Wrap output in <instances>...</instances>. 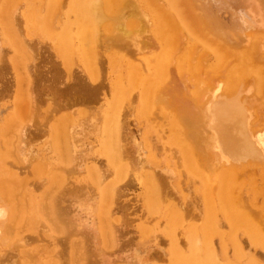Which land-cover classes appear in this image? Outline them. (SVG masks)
Segmentation results:
<instances>
[{
	"label": "bare ground",
	"instance_id": "obj_1",
	"mask_svg": "<svg viewBox=\"0 0 264 264\" xmlns=\"http://www.w3.org/2000/svg\"><path fill=\"white\" fill-rule=\"evenodd\" d=\"M21 1L23 0L0 1L3 2V5L0 3V6H2L0 8V42H3V45L5 44L2 47L6 48L7 45L13 50L11 52L13 53L11 63L14 70V72L12 71L14 73L12 75L14 81V89L12 90L14 107L11 116L17 114L18 117L21 116L18 113L19 108H21L20 112H24L22 109H25L28 111L26 112L27 115H32L33 98L31 101L30 98L27 99L28 96L30 97L29 92L31 94L33 84L31 72L29 73V68H27L26 71L29 73L27 74L24 68H21L26 62L20 60L19 62L16 58L21 55L26 60H29V58L34 59L32 51L36 53V49L42 45L39 43L40 41L34 43L36 42L35 37L30 38H35L33 42L35 45L30 40V42L26 40L25 36L26 39L23 37L24 41L21 39L22 29L19 27L23 21L26 24L32 22L34 29H38L37 31L41 35L52 41V46L48 43L45 45L46 42H44V45L48 49L50 48L49 52L56 59L57 65L60 66L61 74L59 75L65 79H73L74 83L68 86L77 88L85 96L88 107L84 112L80 108L76 109L81 114L76 119L73 116L75 113L70 114L69 111V114L64 112L65 114L60 115L58 114L60 112H58V116L55 114L56 117L52 112H49L45 116V120L38 122L37 126L33 122L38 128L34 140L38 142V137L42 139V136L46 134L49 139L48 144H52L53 147L56 146L59 153L62 150L72 156L69 155L73 164L68 161L69 156V159L66 158L67 161H65L72 166L69 165V167L67 163L63 170L61 168V173L59 170L56 171L61 174L59 178H62L56 181L53 179L55 182H51V179L56 176L53 175L57 170L55 168L60 166L56 165L55 167V164L48 162L49 164H47L53 165L55 169L53 176L51 175L53 170L49 174L48 166L46 162H43L44 158H48L45 155L44 158L42 157V147L32 146L30 140L26 139L29 132L26 129L29 126L28 121H24L27 127L26 124L25 126L23 124L20 128L21 121L17 120V116L16 118L10 117L11 119H7L5 118L6 111L4 112L0 108V122H2L0 126V144L4 145L1 150L5 151V154L1 152L4 154L2 156L9 158L10 161L13 160V164V162H16L12 158L13 156H8L15 153L20 158L19 160L25 161L26 164L21 161L25 164V167L26 165H29V168L32 166L30 172H36L32 175L40 174V176L35 177L36 181L39 180L40 185L45 181L44 177L46 175L49 174V178L51 175L48 181L49 190L53 187L50 192L47 190L41 198L37 197L40 199H37V210H31L32 214L30 212L26 214L25 209L30 210L28 208L30 202L24 204L26 200L23 201L21 197H24V195L20 194L19 197L18 192L17 197L15 196L16 193L11 195L13 193L11 192L12 187H10L12 184L7 179L5 181L9 182H7L8 186H3L6 184L4 181H2L3 184L0 182V188L3 187L0 194L4 193L8 197L0 198V229L4 227L2 233L4 230H6L5 235L16 230L19 232L26 223L30 228L38 229L37 227L41 224L35 219V216L41 214L43 220L51 228L52 243L57 247L69 246L68 250L61 248L58 251L60 259H62L60 262L55 261V255H53V250L50 248L49 253L51 255L46 258L43 264H83L86 258L85 237L90 239L93 244L90 250L92 248V254L96 256L97 264H99L98 262L100 264H148L155 256L165 258L160 257L165 253L164 250L162 254L160 252L157 255L154 251V255L151 254V248L145 246L138 248L131 244V241L120 243L119 235H116L119 234V229L116 232L115 230L123 221L120 220L121 218L118 220L117 216L112 217L120 209V206L113 205L117 201V199L114 200V196L120 194V188L116 187V184L114 190V185L108 187L109 184L106 183H109L111 179L108 180L107 178L108 182L105 181L104 187L100 186L105 177L102 172L100 173L97 167L98 164L95 166L94 163H97L94 160L95 158L90 156V151L93 148L91 149V146L86 143L87 138L89 139L92 135L97 134L95 136L98 137L96 142L98 145L95 153L104 157L106 160V164H104L105 160L103 162L104 165L108 164L107 166L110 168L114 167L115 173L112 172L115 177H112L113 182L110 181V184L114 183L115 179L119 181L122 178L124 179L126 172L130 171L132 167L139 172L142 171L141 179L144 185H141L144 186L143 190H145V198L143 199V201L145 200V208H148L150 212L160 214L166 219L164 220L167 222L165 234L169 241L167 242L169 243V255L167 254L168 257H166L173 264H241L239 262L243 256L236 246L237 240L234 236L235 234L237 236L239 230L249 232L253 236L252 239L255 238L257 243L264 247V225L259 222V218H262V216L264 220V209L261 208L264 207V197L261 202L259 201V204L258 199H254L258 195H255L256 192L263 190L259 189L261 188L259 186L258 191H256L257 185H253V179L251 181L253 184H249V187L244 186V188H248V191L244 192L241 188L242 191H239V189L236 191L235 189L240 187V181L249 183L247 182L249 177L248 180L246 179L247 181L244 180L245 182L241 179L240 169H242V166L254 165L253 167H255L257 165L261 168L264 166V124L259 122L260 119L255 114L257 110L264 107V0H213L216 9L211 7L207 0H46L47 7L45 6L44 15L40 11L44 0H27L29 3L26 10L23 11V18L18 20L19 15L15 17V12L18 13L15 8L21 5L19 4ZM217 9H222L223 16L226 17L224 18ZM61 13L64 18L61 21V18L58 17L55 26V16L57 14L61 16L59 15ZM15 22L20 24H17L19 26L17 27L18 30ZM39 23L40 27L38 26ZM73 33H75V37ZM26 41L29 42H27L28 50L31 44V51L24 49ZM177 43H180L179 47L183 46V49L179 50L177 48L179 44L177 45ZM1 49L0 53L2 52ZM3 59H6V56ZM16 61L19 62L18 65L22 63L20 68L23 72L20 71L21 69H15L14 64H16ZM30 61H28V64H30ZM105 62L111 67L118 64L120 72H117L118 75L108 84V101L103 100L106 107L104 106L101 112L95 110L93 113H88L86 112L88 108H90L89 111H92L91 108L104 96L105 91L103 90H105L104 82L106 80L103 81L102 78ZM105 84L107 83L105 82ZM2 106L4 107L5 103ZM23 106H27L28 110ZM97 107L93 109H97ZM83 113L86 114L83 115ZM23 114L22 117L24 118L26 114L25 112ZM40 114L42 115V112ZM128 115L135 116V121H137V117L148 120L157 118V124L158 120L162 119L160 127L165 133L163 136L164 144L171 153L167 156L166 154L169 152L165 149L166 157L163 160L165 168L160 169V171L157 168L160 166L161 161H159L158 156H155L157 151H155L154 145L152 146L151 141H148L150 139L149 134L143 141L136 140V136L133 135L134 129L132 130L133 133L130 130L132 127L129 129ZM260 115V118L264 117ZM132 116L129 118L131 119ZM12 119L17 121V127L19 128L17 132L14 130L17 128L14 126L16 122ZM29 119L31 120V116ZM148 120L145 121L148 122ZM135 121H133V125H136ZM154 121L153 124L156 125ZM12 122H15L13 124L15 128L11 126ZM16 133H20V140L15 138ZM13 137L19 141L17 144ZM96 137L95 139H97ZM139 139L141 138L139 137ZM25 140H29V143L26 144ZM45 145L47 144L45 143ZM45 145L43 147L46 149ZM66 153L65 155H67ZM145 153L148 154L149 161H145L148 157L142 160ZM60 154L58 155L60 156ZM62 159L65 160L63 157L59 160L62 161ZM82 165L84 169L86 167L85 172L89 169V174L92 180L94 179L91 182L89 178V183L91 185L94 182L96 183L97 192H93L92 186V189L87 190L89 187L86 189L88 180L86 185H82L83 182L79 184L73 182V175L80 172ZM46 166L47 168H44ZM66 166L69 168H65ZM173 166L179 170L178 175ZM17 168L19 169V167ZM43 169L47 171L41 174ZM63 171H66L68 176L72 175L73 177L63 178ZM16 173H18L17 170ZM128 173L126 176L130 175ZM57 176L55 178H58ZM16 177L14 178L16 179ZM37 177L40 179L37 180ZM123 179L122 182L125 180ZM136 179L138 180V177ZM20 181L21 187H23L22 182L25 181V184L28 180L24 178L23 181ZM121 183H118V185ZM179 183H183L185 187L193 186V195L192 193L188 195L189 188L185 189L182 184L184 188H181L182 186L180 187ZM25 185L28 188L30 187L28 183ZM36 185V183L35 186L32 183L35 191L38 187ZM261 185L264 187L263 184ZM43 187L41 190H43ZM179 187L186 190H183L185 192L184 196L180 195ZM14 190L12 189V191ZM24 191H21V193ZM27 192H24L25 195ZM38 193L40 196L42 192ZM13 195L14 197H12ZM253 195L255 196L252 197ZM18 197L19 199L22 198V201L21 199L19 201L23 205H28L25 209L21 202L19 204ZM251 197L255 200L254 204H258L259 210L257 208L255 211L262 216L255 214L254 210H251V208L249 210V207L246 206V204L249 206L252 204ZM12 198L14 199L12 200ZM168 199H173L174 205L177 204L179 207L173 206V203L168 205L170 202L161 207V202ZM179 199L182 201H180L181 203H179ZM177 200L178 203H175ZM196 203L199 204V209ZM180 207H182V210ZM20 208L21 210H19ZM183 211H187L185 215ZM193 211H195L194 214ZM196 213L199 214L197 219L195 218ZM182 214L185 216V220L194 215V219L191 218L197 220V223L200 220L199 217L202 216L200 225L195 226L196 229L200 230L202 236H199L198 230H192L190 225L188 227L189 231L185 234L187 250H184V244L181 242L182 235L180 238L179 235L177 236L174 233L175 230L178 231V228L181 227ZM254 214L257 217H254ZM11 216H13V222L15 223L10 225L6 223V225V219L11 218ZM112 218L116 225L112 222ZM219 218H223L228 223V233L219 230L224 225H219V222L223 223ZM22 220L25 223L22 222L23 224L19 229ZM147 222L149 224V221ZM117 223L118 227L116 228ZM260 224L262 227H260ZM191 227L193 228V226ZM259 227L263 231L261 235L258 234ZM44 228L43 225L41 229ZM148 228L142 230L145 231V235L149 236ZM185 231L187 230L185 229ZM61 234L65 237H62ZM73 234H75L76 240L70 243L67 239ZM145 235L140 232L141 237ZM215 235L220 237L223 249L228 248L226 246L228 243L234 247L233 260L228 259L226 263L220 262L218 249L216 250L214 243ZM28 236L30 235L28 234ZM2 238L0 244L3 242H7V244L4 247L0 246V264L41 263L38 259L39 254L42 252L41 248V252L39 249L37 250L39 253L34 252L33 249H30L31 251L24 249L29 244L26 243L30 241L29 238L23 237L26 240H23L22 237H19L20 240L12 237ZM33 238H35V235ZM39 238L37 241L38 243L40 241V244L41 241L46 239ZM160 238L158 237L157 241L163 239ZM35 241L34 239V243ZM46 241L49 245L48 238ZM164 241L165 239L162 243ZM226 241L228 242L225 243ZM178 243L182 245V251L177 247ZM11 250H14V253H11ZM45 255L42 256L45 257ZM59 256H57V259H59ZM227 257L224 255L223 258L227 259ZM122 259L126 260L122 262ZM248 264H257V262L254 260V262Z\"/></svg>",
	"mask_w": 264,
	"mask_h": 264
},
{
	"label": "rangeland",
	"instance_id": "obj_2",
	"mask_svg": "<svg viewBox=\"0 0 264 264\" xmlns=\"http://www.w3.org/2000/svg\"><path fill=\"white\" fill-rule=\"evenodd\" d=\"M0 1H2V0H0ZM26 1V2H25ZM25 2V3H24ZM207 2L210 4V6L211 7H213L214 8V6H215V2L213 1V0H207ZM1 3V5H3L2 3L3 2H0ZM28 3H29V1L27 2V0H23V1H21V3H19V4H21L19 7H16L15 8V11L17 10V12L18 13H16L15 12V17L16 16H18V20H22V18H23V15L22 14H24V12L23 11H25L26 10V8H27V6H28ZM44 4H43V7L41 8V14H45V8L47 7V3H46V0H44V2H43ZM26 6V7H25ZM46 6V7H45ZM2 6H0V8H1ZM25 7V8H24ZM214 9H216V8H214ZM222 9H220V10H218L217 9V11L223 16L224 15V12L222 13V11H221ZM0 12H1V9H0ZM23 12V13H22ZM20 13V14H19ZM58 13H60V12H58ZM22 15V16H21ZM59 15H61V16H58V14L54 17L55 18V26L57 25V20H58V17H59V19L61 18V21L63 20V18H64V15L61 13V14H59ZM224 18L226 17V16H223ZM227 19V18H226ZM225 19V20H226ZM24 20V19H23ZM16 23V29L18 30L19 28L20 29H22V32H21V36H22V40L24 41V39H26V40H30L31 41V43L33 44V42L35 41L34 39L36 38V42H34L35 44L36 43H38V41H40L39 43L40 44H42V45H40L37 49H36V53L34 52V51H32V52H30V53H32L31 55H32V57H34V59L32 58V59H30L29 58V60H26L24 57H21V55L19 56V58L17 57L16 59L19 61H23L24 63L26 62V64L25 65H22V63H20V65H18L19 64V62L18 61H16L15 63L16 64H14L15 65V69H18V70H20L21 68H24V70L26 71L27 70V68H29L28 70H29V73L31 72V79H32V86H31V94L33 95L32 97H31V94H30V92H29V95H30V97L28 96V100H29V98H30V101H31V99H32V115H30L31 116V120L29 119V115H27V113L26 112H28V111H26L25 109H22V110H24V112H25V114H26V116H24V118L22 117L24 114V112L22 111V112H20V109L21 108H19L18 110H19V114H21V116H19L18 117V114L16 115L17 116V120L20 122L21 121V123H20V128H22L21 126L24 124V126H25V122H27L28 123V127H27V124H26V129H28V135H27V137H26V139H29L30 140V144L32 145V146H35V147H37V148H39L40 146L42 147V153H41V155H43L42 157L44 158V155H45V157H47L48 159H43V162L45 163L46 162V164L48 163V162H51V164H55L54 166L56 167V165L57 166H60V167H56L55 169H57V170H55L54 169V166L52 165H48L47 164V166H48V168H47V166L46 167H44V168H47V170H48V172H49V174L51 173V170H53L52 171V173H51V175L54 173V170H55V173L53 174L54 176L56 175L57 176V173H58V178H52L51 179V182L52 181H54L53 179H55V181L57 180V179H60V178H62V177H60L59 178V176L61 175V174H59V172L61 173V171L63 170V168H64V166L65 165H67V163H68V166L70 165V166H72L71 164H73V162H72V156L69 154V153H66V152H64V151H62L61 150V154L58 152L59 151V149L58 148H56V146H54L53 147V145L52 144H48V136H46V134L45 135H43L42 136V139H41V137L39 138L38 137V142H37V140H34L35 139V134L37 133V125H38V122H40V121H44L45 120V116L46 115H48V113L49 112H52L53 113V115L56 117V115L58 116V114L60 115V114H65L64 112H66V114L68 113L69 114V112H70V114H73V113H75V114H73V116H74V118L76 119L78 116H80L81 114L79 113V111H77L76 109H78V108H80L81 110H83L82 112H84L85 110H87V108L86 107H88L87 106V104H88V102H87V100H85V96L84 95H82V93L79 91V90H77V88H71L70 86H68V85H70V84H73L74 83V81H73V79H65V78H63L61 75H59V74H61V68H60V66H58L57 65V63H56V59L54 58V56L53 55H51V53L49 52L50 51V48L48 49V47L47 46H45V45H47V43L49 44V45H53V43H52V41H50V40H48L45 36H43V35H41L40 34V32L39 31H37L38 29H34L33 27H32V22H28L27 24L23 21V23L20 25L18 22H15ZM17 24L18 25H20V27L19 26H17ZM28 25V26H27ZM30 26V28H28ZM39 27L41 26L40 25V23H39V25H38ZM17 27H19V28H17ZM33 28V29H32ZM27 30H29L28 32H27ZM20 31V30H19ZM36 31V32H35ZM24 32V33H23ZM33 34H32V33ZM0 34H1V30H0ZM40 34V35H39ZM32 35V36H31ZM35 35V36H34ZM20 36V37H21ZM26 38H25V37ZM73 36L75 37V33H73ZM23 37H24V39H23ZM31 37H35L34 39H30ZM40 37H41V39H40ZM45 37V38H44ZM73 37V38H74ZM75 39V38H74ZM33 40V41H32ZM28 41H26L25 42V45H24V49H26V50H28L27 49V42ZM29 41V42H30ZM49 41V42H48ZM28 42V43H29ZM44 42H46L45 43V45H44ZM179 42V41H178ZM2 43V44H1ZM0 44H1V46H0V48H2L1 50H2V52L0 53V108H2L3 110H4V112H5V118H7V119H9L10 117H12L11 116V113H13V107H14V102H13V89H14V81H13V77H12V75H14V70H13V66H12V54L13 53H11L13 50L9 47V46H7L6 45V48L5 47H2V46H5V44L3 45V42H0ZM35 44H33V45H35ZM179 44V45H178ZM29 45V44H28ZM31 45V44H30ZM30 45H29V48L32 50V48L30 47ZM177 48L179 49V50H181V48L183 49V46L182 47H179L180 46V43H177ZM25 46H26V48H25ZM8 48V49H7ZM43 50H42V49ZM6 49V50H5ZM28 50V51H31V50ZM5 52H7V53H5ZM9 52H10V54H9ZM27 52V51H26ZM29 53V52H28ZM34 54H35V56H34ZM6 56V59H3L4 58V56ZM9 55V56H8ZM3 57V58H2ZM8 57V58H7ZM1 59H2V61H1ZM21 59H23V60H21ZM5 60L8 62V64L11 66V68H9L10 66L7 64V62L5 63ZM30 60H33L32 62L30 61ZM231 60V59H230ZM28 61H30V64H28L29 62ZM130 61H132V60H130ZM134 62L136 61L135 59L133 60ZM228 62H230L229 60H228ZM11 63V64H10ZM23 63V64H24ZM32 64V65H31ZM21 65H22V67H21ZM32 67H31V66ZM229 66H230V63L228 64ZM25 66H27L26 68H25ZM31 68H30V67ZM35 66V67H34ZM44 66V67H43ZM21 67V68H20ZM112 68V69H111ZM116 68V69H115ZM114 69V70H113ZM13 71V72H12ZM20 71H22V69L20 70ZM20 71H19V73H20ZM39 71V72H38ZM23 72V71H22ZM21 72V73H22ZM27 72V74H29L28 73V71H26ZM112 72V73H111ZM120 72V69H119V66H118V64H117V66L116 65H113L112 67L111 66H108V64L105 62V64L103 65V78L102 79H104L103 81H105L107 84H105V82H104V85H105V90H103V91H105L104 92V96H103V98H101L100 100H99V102H97L91 109H92V111H89V109L90 108H88V111H86V112H91V113H93L95 110L96 111H98V112H101L102 110L101 109H103V107L105 106L106 107V104L104 105V103H105V101H103V100H107L108 101V96L109 95H107V94H109V93H107L108 91H107V87H108V84L118 75V73ZM2 75H3V77H2ZM24 76H26V75H24ZM28 76V75H27ZM105 76V77H104ZM64 79H65V81H64ZM41 81V82H40ZM63 81V82H62ZM62 82V83H61ZM12 84V85H11ZM10 95V96H9ZM12 95V96H11ZM49 95V96H48ZM51 96V97H50ZM9 98H12V99H9ZM48 99H50V100H48ZM10 101V102H9ZM2 102V103H1ZM4 103H5V106L3 107L2 105H4ZM99 103V104H98ZM10 105V106H9ZM75 105H77V106H75ZM99 105H100V107H99ZM71 106H74L73 108L71 107ZM99 107V110H98V107ZM7 107H9L8 109H7ZM97 107V109H93V108H96ZM261 107H263V106H261ZM5 108V109H4ZM23 108H28L27 106L25 107V106H23ZM71 108V109H70ZM85 108V109H84ZM73 109V110H72ZM79 109V110H80ZM17 110V111H18ZM28 110V109H27ZM41 110V111H40ZM10 111V112H9ZM38 111H39V113H38ZM69 111V112H68ZM74 111V112H73ZM75 111H77V112H75ZM42 112V115L40 114ZM58 112H60V113H58ZM257 113H255L257 116V118H259L260 120H259V122H262L263 124H264V117H262V116H264V107L263 108H261V109H259V110H257L256 111ZM58 113V114H57ZM87 113V114H88ZM23 114V115H22ZM39 114V115H38ZM56 114V115H55ZM80 114V115H79ZM86 114V113H85ZM84 113H83V115H85ZM259 114H261L260 116L262 117V118H260L259 117ZM36 115H37V117H36ZM44 115V116H43ZM77 115V116H76ZM82 115V116H83ZM16 116H13V117H15L16 118ZM76 116V117H75ZM130 116H132V115H130ZM129 115L127 116L128 118L127 119H129L128 120V124H129V129L131 130V132H132V130L134 129V133H133V135L134 136H136V140L137 141H143L147 136H148V134L150 135V139H148V141L150 140L151 141V144H152V146L154 145V148H155V151H157V152H155V156H158V159H160L159 161H161V164H160V166L159 167H157L158 168V170L160 171V169H162V168H165V165H164V162H163V160H164V158L166 157V155L168 156V155H170L171 153H170V151H168V149L165 147V144H164V139H163V136L165 135V133H164V131H163V129H161V120H158V124L156 123V121H157V118H153V119H145V118H138L137 117V121H135L136 120V117L135 116H132V118L130 119L129 117H130ZM12 117V118H13ZM44 117V118H43ZM135 117V118H134ZM22 120H21V119ZM134 118V119H133ZM11 119V118H10ZM29 119V120H28ZM38 119V120H37ZM159 119V118H158ZM15 121L16 122V124H14L15 122H12V125L11 126H13V124H14V126L15 127H17L18 125H17V121H16V119H12V121ZM131 120H132V123H131ZM145 120H148V122L147 121H145ZM151 120V122H149ZM153 120H155L154 121V123H156V125H154L153 124ZM25 121V122H24ZM133 121H135L136 123V125H133ZM141 121V122H140ZM145 121V122H144ZM18 122V123H19ZM31 122H32V125H31ZM33 122H34V124L36 125H34L33 124ZM147 122V123H146ZM138 123V124H137ZM152 124V126H151V124ZM132 124V125H131ZM160 124V125H159ZM2 125V122H0V126ZM31 125V126H30ZM148 125V126H147ZM13 126V127H14ZM135 126V127H134ZM14 127V128H15ZM157 128H159V129H157ZM19 128L17 127V128H15L14 130H16V132H17V130H18ZM23 129H25V128H23ZM136 129V130H135ZM148 129V130H147ZM139 130V131H138ZM159 130H160V132H159ZM19 131V130H18ZM137 131L139 132L138 134H137ZM146 131V132H145ZM155 131V132H154ZM24 132V131H23ZM20 133H21V131H20ZM20 133H16L17 135H15V138L16 139H18V140H20L21 139V136H20ZM26 133H27V131H26ZM18 134H19V136H18ZM137 134V135H136ZM30 135V136H29ZM95 135H97V134H95ZM95 135H92L91 136V138L89 137V139L87 140L86 139V143L87 144H89V146H91L90 148L93 150H91L90 152H91V154H90V156L92 157L93 156V158H95L94 160H96V162L97 163H94L95 164V166L97 165V167H98V169H99V171H100V173L102 172V174H103V176L105 177V179L103 180V182L102 183H100L99 185L102 187H104V185H105V181L106 182H108L107 181V179L109 180V179H111L110 181L111 182H113L112 181V177H115L114 176V174H113V172H114V167H109V166H107V165H104V164H106V160L104 159V157L103 156H100L98 153H95L96 152V150H97V141H98V137H96ZM17 136V137H16ZM20 137V138H19ZM95 137L97 138V139H95ZM138 137V138H137ZM139 137L141 138V139H139ZM157 137V138H156ZM45 138V139H44ZM40 139V140H39ZM13 140H15L14 139V137H13ZM29 140H25L24 142H26V144H28L29 143ZM92 140V141H91ZM94 140H96L95 142H94ZM16 142V144H17V142H19V141H17V140H15ZM33 141V142H32ZM46 141V142H45ZM89 142V143H88ZM45 143L47 144V145H45ZM93 143V144H92ZM36 144V145H35ZM38 144V145H37ZM45 145V147H46V149L43 147ZM93 145H95V146H93ZM0 178H3V179H0V182L2 183V181H4L6 184L5 185H3V186H8L9 184V182H11L10 184H12V186H10V187H12L11 188V192H13V193H11V195L12 194H15V196L17 197L18 196V194H17V192L19 193V197L21 196V195H24V197L23 196H21L22 198H23V201L24 200H26V201H24V204L27 202V204H29V202H30V204H29V211L27 210V208L25 209V207H27L28 205H23L22 204V198H20L21 199V201H19L20 199H19V197L17 198L18 199V202H19V204H20V202H21V204L24 206L23 208L25 209V213L27 214L28 212H30V214H32V212H31V210L33 211V210H37L36 209V206H37V202H38V200H40V199H38L37 197H42L43 195H44V193L47 191V190H49V188H50V186H49V183H48V181L50 180V178H51V175H50V178H49V174L48 173H46V174H48V175H46L45 177H44V179H45V181L40 185V182H39V180L38 179H40V178H38L37 177V180L38 181H36V176L37 175H39L40 176V174H36L35 176H34V174L32 175V173H36V172H34L33 170V172H30V168L32 167H30L29 168V165L27 166L26 165V167L24 166L26 163H25V161H23V160H19L20 158L19 157H17V155H15V153L13 154V155H10V156H8V157H11V156H13L12 158L16 161L15 163L13 162V164H12V161H10V159L9 158H7V157H4V156H2V155H4L5 154V151H3V149L1 150V148H4L3 146H2V144H0ZM39 146V147H38ZM50 146H51V148H50ZM85 148H86V145L84 146ZM96 149H95V148ZM50 149V150H49ZM55 149H57V150H55ZM169 152H167L168 154H166L165 155V153H166V150ZM1 152H4V154H2ZM56 152H57V154H56ZM45 153V154H44ZM64 153V154H63ZM65 153L67 154V155H65ZM148 153V152H147ZM147 153H145L144 155H143V159L142 160H144L146 157H148V154ZM58 154H60V156L58 155ZM96 156H95V155ZM61 155H62V157L65 159V160H63L62 159V161H63V163H62V161H60L59 159H61L62 157H61ZM71 157H70V156ZM97 155H98V157H97ZM147 155V156H146ZM1 156H2V158H1ZM60 158H59V157ZM68 156L70 157V159L68 158ZM95 156V157H94ZM99 156H100V159H99ZM15 157V158H14ZM42 157H41V159H42ZM7 160H9V161H7ZM17 158H18V160H17ZM56 158H58V159H56ZM66 158H68L69 160V162H71V164L69 163V162H65V161H67L66 160ZM97 158V159H96ZM4 159V160H3ZM22 159V158H21ZM99 159V160H98ZM147 159V158H146ZM145 159V161H149V157H148V159L146 160ZM5 160H6V163H5ZM48 160V161H47ZM98 160V161H97ZM104 160H105V163L103 164V162H104ZM21 161H23L25 164H23V162H21ZM158 161V160H157ZM9 162V163H8ZM19 162V163H18ZM22 164H21V163ZM102 162V163H101ZM20 165H18V164ZM59 163H61L60 165H59ZM92 163V164H93ZM101 163V164H100ZM158 163H160V162H158ZM87 165H88V163H86ZM93 164V165H94ZM103 164V165H102ZM12 165V166H11ZM16 165V166H15ZM22 165V166H21ZM61 165H62V167H61ZM87 165H85L84 164V166H86L87 167ZM101 165V166H100ZM162 165V166H161ZM7 166V167H6ZM23 166H24V168H23ZM51 166V167H50ZM68 166H66L65 168H67ZM69 166V167H70ZM254 165H252V166H248V165H244V166H242V169H240V176H241V179L244 181V180H246L248 177V179L250 180H246L247 182H249L248 184L245 182V183H242L241 181L239 182L240 183V187L239 188H235L236 189V191L239 189V191H244V192H246V191H248V188L246 189V188H244V186L246 185V187H249V184H251L252 182V179L254 180L253 182H254V184L253 185H257L255 188H256V191H258V187L260 186L261 188H259V189H262L263 191H261V190H259L258 192H256V194L255 195H257V196H255V195H253L252 197H254V199H258V204L264 199L263 197H264V187H262V185L261 184H263V186H264V166L261 168L260 166H257V165H255V167H253ZM11 167V168H10ZM17 168V167H19V169L21 170L20 172H19V169L17 168L16 170H17V172L18 173H20V175H18V173H16V170L14 169V168ZM23 169H22V168ZM68 167V168H69ZM86 167H85V169H84V167H83V165H82V167L80 168L81 170H80V172L79 173H76V175H71V176H68V174H67V172L65 171H63L64 172V175H63V172H62V175H63V178L65 177L66 179H67V176L69 177V178H72V180H73V182L76 184H79V183H81V182H83V183H81L82 185H86V182H87V180H88V182H87V185H86V189L87 190H89V189H92V187H93V192H97V190H98V188H97V186H96V183L94 182V183H92V185L89 183L90 181L91 182H93L94 181V179L92 180V178H91V175L89 174V169H87L88 171H86L85 172V170H86ZM96 167V168H97ZM100 167H102V168H100ZM105 167H106V169H105ZM108 167H109V169H108ZM132 167V166H131ZM161 167V168H160ZM252 167V168H251ZM257 167V168H256ZM4 169L3 171H2V169ZM6 168H7V170H6ZM13 168V169H12ZM26 168V169H25ZM49 168H50V171H49ZM52 168V169H51ZM60 168V169H59ZM61 168H62V170H61ZM133 168V169H132ZM132 168H130V171H127V172H129L128 174H130V175H128V176H126V174H127V172H126V174H125V177H124V179L126 180H124L123 178V182L121 181L122 179H120V181L119 180H114V183H112V184H110L111 182L109 181V183H106L107 185H108V187L110 186V185H114L113 186V190L115 189V184H116V187H118V188H120V194H118V195H115L114 196V200L115 199H117V201L113 204V205H115V206H120V209H119V211L116 213V215H113L112 217L114 218L115 216H117V219L119 220L120 218V220H122L123 221V223H121L120 224V226L118 227V223H117V226H116V228H117V230H115V232L116 231H118V229H119V234H116V235H119V237L118 238H120V243L122 244V243H124V242H127V241H131L130 243L131 244H134L136 247H138V248H143L144 246L145 247H147V248H151L150 250L152 251L151 252V254H154L155 252L154 251H156V255L159 253L160 254V252H161V254H162V251L163 252H165L164 254H163V256L161 255L160 257H165V258H158L159 256H155V257H153L149 262H148V264H173L170 260H168L169 258H167L168 257V247H169V243H167V242H169L168 241V238L166 237V234H165V229L167 228V227H165V225H166V223L167 222H165L164 220H166L163 216H161L160 214H158V213H153V212H150V211H148V208H145V204H144V201H143V199L145 198L144 196H145V194H144V191L145 190H143L144 189V186L142 187V185H144V183L142 182V179H141V172L142 171H138V170H136V169H134V167H132ZM173 168H174V170H175V172L177 173V175L179 174V170L177 169V168H175V166H173ZM29 169V170H28ZM83 169V170H82ZM111 169V170H110ZM132 169V170H131ZM23 170V171H22ZM46 169H43L42 171L43 172H41V174H43L45 171H47ZM59 170V172H56V171H58ZM105 170V171H104ZM134 170V171H133ZM157 170V169H156ZM157 170V171H158ZM110 172V174H108L109 172ZM113 171V172H112ZM136 171H138V172H136ZM12 172V173H11ZM22 172V173H21ZM85 172V173H84ZM132 172H134L135 173V175H134V173H132ZM9 173V174H8ZM11 173V174H10ZM27 173V174H26ZM66 173V174H65ZM115 173V172H114ZM138 173V175H136ZM86 174H87V176H90V177H87L86 176ZM112 174V175H111ZM52 175V176H53ZM107 175V176H106ZM9 176V177H8ZM15 176H17L16 177V179L14 178ZM76 176H77V178H76ZM84 176H86V177H84ZM138 177V180L136 179L137 177ZM8 177V178H7ZM20 177V178H19ZM46 177H48V178H46ZM111 177V178H110ZM129 177V178H128ZM14 178V179H13ZM24 178H27V180L28 181H26V183H28V186H29V184H30V187L28 188L27 187V185H25L24 184V182L25 181H23V179ZM83 178V179H82ZM89 178H90V181H89ZM107 178V179H106ZM8 180V181H5V180ZM46 179H48V180H46ZM114 179V178H113ZM140 179V180H139ZM17 180V181H16ZM20 180H22L23 182H22V186L23 187H21V181ZM31 180V181H30ZM63 180V179H62ZM79 180V181H78ZM83 180V181H82ZM84 180H85V182H84ZM16 181V182H15ZM34 181V182H33ZM54 181V182H55ZM117 183H116V182ZM137 181H139V182H137ZM257 181V182H256ZM3 182V183H4ZM8 182V183H7ZM14 182V183H13ZM50 182V183H51ZM73 182H72V184H73ZM123 183V185H122V183ZM125 182V183H124ZM2 183V184H3ZM16 183H18V184H16ZM32 183L34 184V186H35V183L37 184L36 186H38V187H36V191H35V188H33L34 186H32ZM39 183V184H38ZM48 183V184H47ZM104 183V184H103ZM118 183H121V184H119L118 185ZM238 183V184H239ZM142 184V185H141ZM182 185H184L183 183H181ZM180 183H179V186L181 187L182 185H181ZM243 186H242V185ZM40 185V186H39ZM48 185V186H47ZM90 185V186H89ZM93 185H95V186H93ZM44 186V187H43ZM45 186H47V187H45ZM92 186V187H91ZM120 186V187H119ZM19 187V188H18ZM42 187H43V190H41L42 189ZM178 188V190L180 191V195L181 196H184V194H185V192L183 191V190H185L186 188L188 189L189 188V191H187V192H189L188 193V195H190L191 193H192V195H193V186H186L185 187V185H184V187H185V189H181V188H184L183 186L181 187V188ZM243 187V188H242ZM3 188V187H2ZM2 188H0V191L2 190ZM21 188H22V190H21ZM23 188H24V190L25 191H28L27 192V194L25 195V191L23 190ZM242 190H241V189ZM12 189L14 190V191H12ZM18 189H20V190H18ZM39 189V190H38ZM52 189H53V187H52ZM52 189H50L48 192H50ZM192 189V190H191ZM34 190V191H33ZM9 191H10V188H9ZM21 191H24L23 193H21ZM182 191V192H181ZM186 191V190H185ZM260 191H261V193H260ZM38 192H42L41 194H40V196H39V193ZM184 192V193H183ZM2 194V193H1ZM0 194V198H2V197H6L5 195H4V193L1 195ZM21 194V195H20ZM31 194H32V196H34V197H32L31 196ZM36 194V195H35ZM26 196H27V199H26ZM29 196V197H28ZM30 196H31V200H30ZM119 196V197H118ZM12 197H14V195L12 196ZM118 197V198H117ZM143 197V198H142ZM193 197H195V196H193ZM251 197V200L253 201L252 202V204H254V202H255V200L253 199ZM256 197H258V198H256ZM260 197V198H259ZM6 198H8V197H6ZM263 198V199H262ZM10 199V198H9ZM8 199V200H9ZM14 198H12V200H13ZM38 199V200H37ZM30 200V201H29ZM143 201V202H142ZM172 201H174L173 199L171 200H166V201H162L161 203V207L162 206H166L167 204L166 203H168V202H170V203H168V205H170V204H172L173 202ZM181 200L179 199V203H181L180 202ZM257 201V200H256ZM260 201V202H259ZM165 203V204H164ZM175 203H178V200H177V202H175ZM251 204V205H252ZM258 204L256 203V204H254V205H248V204H246V206L247 207H249L248 209L250 210V208H251V210H254L255 211V209H257L258 208ZM32 205V206H31ZM173 206H177V207H179L177 204L176 205H174V203L172 204ZM196 205H198L197 206V208L199 207V204H197L196 203ZM256 205V206H255ZM18 207V206H17ZM31 207V208H30ZM114 207V206H113ZM256 207V208H255ZM259 207H261V206H259ZM182 207H180V209H181ZM261 208H263L264 209V207L262 206ZM114 209V208H113ZM199 209V208H198ZM19 210H21V208L19 209ZM27 210V211H26ZM182 210V209H181ZM258 210H259V208H258ZM192 211V210H191ZM184 212V211H183ZM185 212H187V211H185ZM185 212L183 213L184 215H185ZM256 213L255 214H258L257 213V211H255ZM141 213H142V215H141ZM151 213V214H150ZM193 214L195 213V211H193L192 212ZM199 213V212H198ZM201 213H204V212H201ZM183 214H182V218H183V220L185 221V223H183L184 221L182 220V223H181V227L180 228H178V231L177 230H175L174 231V233H176L177 234V236L178 237H180L181 238V235H182V238H181V242H182V244H184V250H187V248H188V246L186 245V238H185V234L189 231V225H190V228L192 229V230H194L195 229V231L196 230H198L197 231V233L199 234V236H202V233L200 232V230L199 229H196L197 227H195L196 225L197 226H199L200 224L199 223H201V220H202V216H200L199 217V221H198V223H197V220H193L194 219V215L193 216H190V219H189V217H188V219L187 220H185V216H183ZM200 214V213H199ZM199 214L197 215V213H196V219H197V216H199ZM254 214V215H255ZM38 216H39V214H37ZM121 215V216H120ZM141 215V216H140ZM189 215H192V214H189ZM188 215V216H189ZM201 215V214H200ZM253 215V216H254ZM259 216H262L260 213L258 214ZM38 216H35V219L38 221V222H40L39 224H41L40 226H38L37 228L39 229H36V228H30L29 227V225L26 223V225H24L23 227H22V229H21V231H19V232H17V230L15 231V232H10L9 234H7V235H5L6 234V230H4L3 231V233H2V229L4 228L3 226V228H1L0 229V239L3 237V238H5V237H12V238H14V239H19V237H22V239H23V237H27L28 236V234L30 235V236H28L27 238H29V242H26V243H29V244H27V246L26 247H24V249L25 250H29V251H31L30 249H33L34 250V252H36V253H39L37 250L39 249V251L41 252V250H42V254L40 253L39 254V256H38V259L40 260V262L41 263H39V264H43L44 262H45V260H46V258H49V256L51 255V253H49L50 252V248L53 250V255H55L54 256V258H56V260L55 261H58V262H60V261H62V259H60L61 257L59 256V254H58V251L61 249V248H66L67 250H68V248H69V246H61V247H57V246H55V244L54 243H52V241H51V234H52V232H51V228L49 227V225H47V223H46V221H44L43 220V217L41 216V214H40V216H39V218H41V219H39L38 218ZM10 217V216H9ZM7 218L6 220L8 221H6L5 222V224L6 223H9L8 225H10L11 223L13 224V223H15V222H13L14 221V218H13V216H11V218ZM193 219H192V218ZM254 217H257V215H255ZM39 220H38V219ZM113 218L111 219L112 220V222H114L113 221ZM187 218V217H186ZM12 219V220H11ZM220 219V221H223V223H221V222H219V220H218V222H219V225L220 226H222L223 224V226L222 227H220L219 228V230L221 231V232H225V233H228L229 232V227H228V223H226L225 221L226 220H223V218L221 219V218H219ZM257 220H258V218H256ZM260 219V221L259 222H261V224L262 225H264L263 223H264V220H263V216H262V218H259ZM11 220V221H10ZM189 220H191V221H189ZM193 220V221H192ZM42 221V222H41ZM147 221H149V224H148V222ZM195 221V222H194ZM4 222V221H3ZM2 222V223H3ZM23 220L20 222L21 224H19V229H20V226H22V224L23 223H25V222H23ZM44 222V223H43ZM140 222V223H139ZM43 223V224H42ZM160 223V224H159ZM47 226H46V225ZM114 224L116 225V223L114 222ZM123 224V225H122ZM144 224V225H143ZM187 224H188V226H187ZM222 224V225H221ZM260 224V227H262V225ZM4 225V224H3ZM7 225V224H6ZM43 225H44V229L42 230L41 228H43ZM140 225H141V227H143V228H148L149 229V236L148 235H145L146 233H145V231H143L142 229L143 228H141L140 227ZM150 225H152V226H150ZM148 226V227H147ZM167 226V225H166ZM186 226V227H185ZM191 226H193V228L191 227ZM1 227V226H0ZM41 227V228H40ZM123 227V228H122ZM127 227V228H126ZM260 227H259V229H258V234L259 235H261V233L264 231H261L260 230ZM113 228H115V226H113ZM140 228V229H139ZM264 228V227H263ZM262 228V229H263ZM28 229H29V231H28ZM36 229V230H35ZM185 229L187 230V231H185ZM33 230V231H32ZM38 230V231H37ZM121 230V231H120ZM135 230H136V232H135ZM137 230H138V233H137ZM142 230V231H141ZM179 230H181V231H183V232H181V231H179ZM224 230V231H223ZM28 231V232H27ZM36 231V232H35ZM5 232V233H4ZM8 232V231H7ZM39 234H38V233ZM117 232V233H118ZM121 232V233H120ZM140 232L141 233H143L145 236H143V237H141L140 236ZM179 232H181V233H179ZM185 232V233H184ZM264 233V232H263ZM1 234H3V235H1ZM41 234V235H40ZM44 234H46V235H44ZM135 234V235H134ZM24 235V236H23ZM34 235H35V238H33L34 237ZM39 235V236H38ZM62 235V234H61ZM64 235H62V237H63ZM148 236V237H147ZM235 236V239L237 240L236 242H237V248H239V251L241 252V254H242V256L243 257H241L242 259H240V262L239 263H241V264H248L249 262H254V260H255V262H257V264H264V247H262L259 243H257V241L255 240V238L254 239H252L253 238V236L251 235V234H249V232H247V231H243V230H239L238 232H237V236H236V234L234 235ZM39 237H42V239H44V238H46L45 240H47V238L49 239V245H48V241H46L45 242V240H43V241H41L42 243L40 244V241H39V243H38V241H37V239H40ZM65 237V236H64ZM79 237H82V236H79ZM158 237H161V238H163L162 240H159V241H157V239H158ZM165 237V238H164ZM2 238V239H3ZM24 238V239H25ZM26 238V239H27ZM33 238V239H32ZM75 238V234H73V235H71L68 239H67V241L68 242H72L73 240H76V238ZM143 238V239H142ZM160 238V239H161ZM184 238H185V240H184ZM23 239V240H24ZM25 239V240H26ZM34 239L36 240L35 241V243H34ZM165 239V241H164V243H162L163 242V240ZM20 240V239H19ZM32 240V241H31ZM253 240H254V242H253ZM1 241V240H0ZM134 241V242H133ZM185 241V242H184ZM91 241H90V239H88V238H86L85 237V255H86V258H85V261H84V263L83 264H97V259H96V256L94 255V254H92L93 253V250H92V248H91V250H90V247H93V244H92V242L90 243ZM156 242H158V244H156ZM179 242H180V240H179ZM180 242V243H181ZM184 242V243H183ZM228 241H226L225 243H227ZM214 243H215V247H216V250H217V252H218V257L220 258V262L221 263H226V260H233L232 258H233V256H234V247L230 244V243H228V244H226V246L228 247V248H226V249H228V250H226L225 248L223 249L222 248V244H221V240H220V237L218 236V235H215L214 236ZM1 244H3V245H1ZM0 244V246L1 247H4V246H6V244H7V242H3V243H1ZM155 244V245H154ZM167 244V245H166ZM180 244L178 243V245H177V247L178 248H180V250L182 251V249H183V247H181L182 245H180ZM25 246V245H24ZM151 246V247H150ZM187 246V247H186ZM186 247V248H185ZM40 248H41V250H40ZM161 248V249H160ZM165 248V249H164ZM44 249V250H43ZM167 249V250H166ZM242 249V250H241ZM225 250H226V252H225ZM14 250H11V253L13 252ZM252 251V252H251ZM154 252V253H153ZM14 253V252H13ZM46 254L45 255V257H43L42 255H44V254ZM225 253V254H224ZM229 253V254H228ZM168 254V255H167ZM253 254V255H252ZM90 255V256H89ZM155 255V254H154ZM172 255V254H171ZM224 255H226V257H227V259H225V258H223L224 257ZM244 255H245V257H244ZM57 256H59V259H57L58 257ZM89 256V257H88ZM167 256V257H166ZM88 257V258H87ZM259 261H257L256 259ZM42 259H44V260H42ZM123 260H126V259H122V262H123ZM165 260V261H164ZM170 261V262H169ZM99 264H100V262H98ZM36 264V263H35ZM38 264V263H37ZM102 264V263H101Z\"/></svg>",
	"mask_w": 264,
	"mask_h": 264
}]
</instances>
